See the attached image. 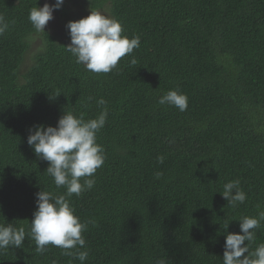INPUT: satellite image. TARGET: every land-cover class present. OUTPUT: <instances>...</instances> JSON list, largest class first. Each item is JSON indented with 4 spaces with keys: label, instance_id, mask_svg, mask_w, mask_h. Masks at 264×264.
I'll return each instance as SVG.
<instances>
[{
    "label": "trees",
    "instance_id": "1",
    "mask_svg": "<svg viewBox=\"0 0 264 264\" xmlns=\"http://www.w3.org/2000/svg\"><path fill=\"white\" fill-rule=\"evenodd\" d=\"M37 4L44 0H0L10 22L0 35V224L26 233L21 248L0 251V264H80L59 247L35 251L36 193L65 189L27 140L34 125L56 126L65 111L98 117L100 98L105 162L94 187L69 198L81 222L94 221L82 233L85 264H223L241 216L260 220L252 247L264 242V0H84L76 9L65 1L63 28L40 33L28 19ZM92 8L140 37L109 73L86 70L64 48L66 24ZM170 89L187 95L186 111L158 104ZM234 180L246 194L236 207L220 193Z\"/></svg>",
    "mask_w": 264,
    "mask_h": 264
},
{
    "label": "clouds",
    "instance_id": "2",
    "mask_svg": "<svg viewBox=\"0 0 264 264\" xmlns=\"http://www.w3.org/2000/svg\"><path fill=\"white\" fill-rule=\"evenodd\" d=\"M65 0H55L54 4L45 3L43 7H32L28 19L36 32H45V27L54 18L55 10L62 8ZM14 23V22H12ZM10 22L0 16V35L8 31ZM71 38L65 50L86 70L93 73H109L118 66L121 58L131 54L140 46L139 35L129 38L122 35L121 22L115 17L95 9L77 21L66 24ZM136 64L135 57L130 60ZM89 99H92L89 97ZM159 105L173 106L184 112L188 108V97L178 89H170L158 98ZM97 104L103 107L98 117L85 120L71 111H65L56 126L34 125L29 130L27 143L34 149L39 159L49 162L46 173L52 177L57 189L64 188L65 193L57 195L43 189L36 193V210L33 213L29 235L35 241V251L43 254L47 245L59 247L63 254L85 264L88 251L82 235L90 223L81 222L70 204V197L80 196L95 185V173L105 162L104 148L97 143V133L104 127L108 115L107 101L100 98ZM163 157L158 162L163 163ZM163 173L157 171L155 179ZM83 179V183L81 182ZM228 205L236 207L243 204L246 194L240 187V181L234 180L223 185L220 192ZM264 219V213H260ZM239 232H228L224 243L223 264H264V242H256L255 229L260 220L254 216L239 218ZM229 224L225 226L227 231ZM26 238L23 226L12 223L0 224V251L8 248H21ZM75 249V251H73ZM156 264H168L166 258H160Z\"/></svg>",
    "mask_w": 264,
    "mask_h": 264
},
{
    "label": "rangeland",
    "instance_id": "3",
    "mask_svg": "<svg viewBox=\"0 0 264 264\" xmlns=\"http://www.w3.org/2000/svg\"><path fill=\"white\" fill-rule=\"evenodd\" d=\"M51 1H52V0H44V4H45V3H49V4H51ZM65 1H69V2H70V5L74 6L75 9H76L77 7H78V8H82V7L84 6V0H65ZM44 4H43V5H44ZM42 7H43V6H42ZM103 13H104V12H103ZM104 14L108 15L107 13H104ZM53 16H54V18H53L52 20L49 21L47 27H50L52 30H53L54 28H57L58 30H59L60 28H63V19L60 17V15L58 14V11H57V10L54 11ZM86 16H88V14H83V17H86ZM46 29H47V28H46ZM37 44H38V38L35 37V38H34L33 45H32V47L29 49L30 52L27 54V57H26V63L29 62L32 53L35 52V50H36V45H37Z\"/></svg>",
    "mask_w": 264,
    "mask_h": 264
}]
</instances>
